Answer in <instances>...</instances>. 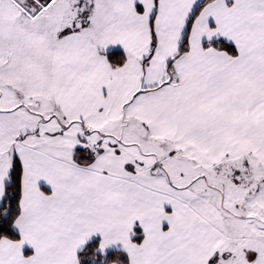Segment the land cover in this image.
Instances as JSON below:
<instances>
[{
	"label": "snow or ice",
	"instance_id": "6c2138e0",
	"mask_svg": "<svg viewBox=\"0 0 264 264\" xmlns=\"http://www.w3.org/2000/svg\"><path fill=\"white\" fill-rule=\"evenodd\" d=\"M0 264H264V0H0Z\"/></svg>",
	"mask_w": 264,
	"mask_h": 264
}]
</instances>
